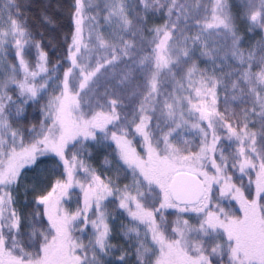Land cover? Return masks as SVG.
<instances>
[{
	"label": "snow or ice",
	"instance_id": "obj_1",
	"mask_svg": "<svg viewBox=\"0 0 264 264\" xmlns=\"http://www.w3.org/2000/svg\"><path fill=\"white\" fill-rule=\"evenodd\" d=\"M0 0V264H264V0Z\"/></svg>",
	"mask_w": 264,
	"mask_h": 264
},
{
	"label": "trees",
	"instance_id": "obj_2",
	"mask_svg": "<svg viewBox=\"0 0 264 264\" xmlns=\"http://www.w3.org/2000/svg\"><path fill=\"white\" fill-rule=\"evenodd\" d=\"M38 2L44 3V4H50L51 7L49 8L50 14L55 15L57 12L56 5L60 0H38Z\"/></svg>",
	"mask_w": 264,
	"mask_h": 264
}]
</instances>
